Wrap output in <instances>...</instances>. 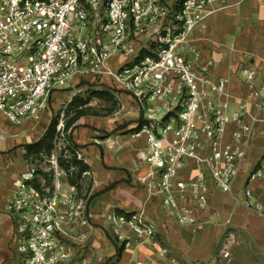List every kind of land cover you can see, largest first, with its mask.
I'll return each instance as SVG.
<instances>
[{
	"label": "built area",
	"instance_id": "1",
	"mask_svg": "<svg viewBox=\"0 0 264 264\" xmlns=\"http://www.w3.org/2000/svg\"><path fill=\"white\" fill-rule=\"evenodd\" d=\"M227 1L0 0V113L14 124L39 119L54 91L89 77L110 78L138 111L130 135L145 137L146 171L139 180L148 199L177 223L197 228L193 208L208 209L212 189H233L259 132L264 149V84L257 85L256 69H238L246 89L235 94L231 79L212 73L213 60L202 62L188 44L207 7ZM53 162L51 187L37 189L31 168L16 179L8 203L25 242L24 264H85L65 228L80 221L87 199L74 186L61 191L67 173ZM263 176L264 150L239 203L253 206L248 184ZM111 222L124 246L152 240L156 232L142 210L115 213ZM229 243L222 249L227 264Z\"/></svg>",
	"mask_w": 264,
	"mask_h": 264
},
{
	"label": "crops",
	"instance_id": "2",
	"mask_svg": "<svg viewBox=\"0 0 264 264\" xmlns=\"http://www.w3.org/2000/svg\"><path fill=\"white\" fill-rule=\"evenodd\" d=\"M207 10L204 22L190 32L188 44L200 51L202 62L213 60L212 73L231 79L233 93L242 95L246 89L237 78L243 65L256 69V83L263 85L264 0H228L210 5ZM89 82L112 92L117 88L110 78L89 77L70 89L72 94L62 99V103L66 106ZM126 93L119 94V109L109 118L81 116L68 130L81 158L91 167L88 177L92 186L84 215L65 228L76 258H84L85 264H227L222 249L225 243L235 240L264 259V176L248 184L253 206L238 202L243 198L248 171L262 157V133L256 135L233 189L230 192L212 189L208 209L193 208L199 226L181 225L167 217L162 205L148 199L140 183L139 177L146 171L143 159L146 141L144 136L130 135L138 111L133 98ZM53 98L60 99L61 95L52 93L39 119L28 117L14 124L0 113V264H24L22 244L8 203L18 176L31 169L25 158V145L38 141L57 116L52 113L56 106ZM127 116L129 121L124 118ZM71 188L67 177H63L61 191L67 193ZM137 210L154 222L155 235L152 240L132 239L129 246H123L111 218L118 211ZM236 256L240 258L239 253Z\"/></svg>",
	"mask_w": 264,
	"mask_h": 264
},
{
	"label": "trees",
	"instance_id": "3",
	"mask_svg": "<svg viewBox=\"0 0 264 264\" xmlns=\"http://www.w3.org/2000/svg\"><path fill=\"white\" fill-rule=\"evenodd\" d=\"M97 86L98 85L93 83L86 91L87 96L81 93L77 94L67 104L64 110V118H66L64 121L65 132L72 128L74 123L81 116L99 114L98 112L93 111L89 105L90 101L93 98L102 101H109L112 103L113 107L108 109L107 114L113 113L115 107L119 105V101L114 92ZM58 116L59 114L52 119L47 131L38 141L25 145V158L27 161L30 159L31 156H37L38 154H44L47 156H50L52 154L56 143V137L58 135V132L56 130V126L58 123V121L56 120ZM66 141L67 145L65 149H63V155L58 157V164L62 169L66 171L69 184L74 186L80 194L82 192L81 181L83 180V178L88 177V175L91 173V167L88 163L84 161V159L78 158V146L71 140V137L69 135ZM64 150H68L69 153H64ZM38 172L39 170L36 169L35 173L38 174ZM52 179L53 178L51 177L48 181H45V183L42 184L41 181H39V179L35 177L33 182L35 187L41 190L42 187H51ZM91 186L92 183L90 180V184L86 189V193L84 195V198H86L87 201H89L90 199L89 194L91 192ZM118 213L123 212L118 211Z\"/></svg>",
	"mask_w": 264,
	"mask_h": 264
},
{
	"label": "rangeland",
	"instance_id": "4",
	"mask_svg": "<svg viewBox=\"0 0 264 264\" xmlns=\"http://www.w3.org/2000/svg\"><path fill=\"white\" fill-rule=\"evenodd\" d=\"M93 83L89 82L87 86L82 87V89H80V93L87 96V87H90ZM115 86H117V88L113 89V92L115 93L119 103H120V98L118 97L119 94H125L126 92L122 89V87L120 85L114 84ZM56 92L61 95V98H53V102L55 101L56 106L55 109L52 113L54 116L58 115L57 120L59 121V119H61L62 114L65 110V105L62 103V99H66L68 97L69 94H72L73 91H68V92H58V90H56ZM125 92V93H124ZM128 94V93H126ZM129 95V94H128ZM90 107L92 108L93 111L98 112V116L102 117L104 119H107L110 117V115L112 113L107 114L108 109L113 107L112 103L109 101H102L96 98H93L90 101ZM119 109V105H117V107H115L114 112L116 110ZM113 112V113H114ZM71 115V114H70ZM125 119H128L127 121H129V116L124 117ZM66 118H64L63 115V120L65 121ZM137 120V117L134 116L133 120ZM131 121V120H130ZM57 130V129H56ZM58 135L56 137V143H55V147L52 151V154L50 156L44 155V154H38L37 156H31L30 159L27 161L28 165L31 168H36L39 170L38 174H37V179H39L40 181H42L43 183H45V181H48L51 177L53 178V173L55 170V164H54V160H57L58 162V157L63 155V149H65L66 145H67V141L66 139L68 138V131L65 132L64 131V127L58 131ZM105 135L109 134L108 132L104 133ZM64 153H69L68 150H64ZM59 165V164H58ZM60 166V165H59ZM82 183V192L80 193L81 196H84L86 193V189L88 188L89 184H90V178L89 177H85L83 178V180L81 181ZM12 198V197H11ZM18 239H20V243L24 244V239L21 238L19 232L16 233ZM228 249L230 251V259H231V263L232 264H264V259L261 256L258 255H254L252 253H250L248 251V249H246V246L241 244L238 245V242H236L235 240L231 241L228 244ZM25 252H22V254H24ZM239 253V259L238 256H236ZM25 257V255H24Z\"/></svg>",
	"mask_w": 264,
	"mask_h": 264
},
{
	"label": "water",
	"instance_id": "5",
	"mask_svg": "<svg viewBox=\"0 0 264 264\" xmlns=\"http://www.w3.org/2000/svg\"><path fill=\"white\" fill-rule=\"evenodd\" d=\"M66 90V89H65Z\"/></svg>",
	"mask_w": 264,
	"mask_h": 264
}]
</instances>
